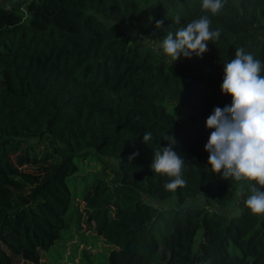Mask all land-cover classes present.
Listing matches in <instances>:
<instances>
[{
    "label": "trees",
    "instance_id": "trees-1",
    "mask_svg": "<svg viewBox=\"0 0 264 264\" xmlns=\"http://www.w3.org/2000/svg\"><path fill=\"white\" fill-rule=\"evenodd\" d=\"M1 1L0 264L38 262L79 215L70 179L99 156L118 159L112 183L80 197L87 222L115 246L114 264H264V214L244 205L249 182L213 173L204 150L207 118L231 103L223 63L237 48L264 63V0H223L217 15L202 0ZM205 15L220 30L206 53L174 61L160 52L168 32ZM167 105L184 118L162 120ZM168 136L185 161L174 191L150 168ZM145 197L199 202L159 208ZM234 199L238 214L213 208Z\"/></svg>",
    "mask_w": 264,
    "mask_h": 264
},
{
    "label": "clouds",
    "instance_id": "clouds-1",
    "mask_svg": "<svg viewBox=\"0 0 264 264\" xmlns=\"http://www.w3.org/2000/svg\"><path fill=\"white\" fill-rule=\"evenodd\" d=\"M223 0H202L205 12L217 15L223 9ZM176 15L173 22L180 24ZM163 20L156 21L160 28ZM220 37V30L211 29L207 15L179 27L175 33L168 32L159 44L160 52L174 61L181 55L191 58L201 57L208 51V43ZM222 94L231 96L230 105L215 107L206 120L211 129L204 150L209 154L207 164L210 170L225 180L249 182V192L245 207L253 214H264V63L251 52L237 48L234 58L223 63ZM150 132L143 134V142L148 144ZM165 147L153 149L150 165L155 174L166 175V191H174L185 184L183 168L185 161L174 151L175 140L168 136ZM138 153H133L132 159Z\"/></svg>",
    "mask_w": 264,
    "mask_h": 264
},
{
    "label": "rangeland",
    "instance_id": "rangeland-1",
    "mask_svg": "<svg viewBox=\"0 0 264 264\" xmlns=\"http://www.w3.org/2000/svg\"><path fill=\"white\" fill-rule=\"evenodd\" d=\"M30 0H6L23 7ZM5 0L1 1L7 4ZM186 109L179 106L167 105L165 108H158L160 118L169 124H176L184 118ZM118 169V159L111 156L89 157L80 162V167L75 176L70 179L69 186L75 194L77 218H72L67 230L54 242L46 251H41L38 262L20 260L18 264H114L115 246L100 237L94 224L87 222L84 206L85 202L80 197L83 188L98 180H105L111 184L114 171ZM107 179V180H106ZM89 189H92L89 186ZM146 201L156 204L161 208L185 207L199 202V197L178 202L175 198L156 200L145 197ZM224 214L235 215L240 212L236 199L232 200L225 207H213Z\"/></svg>",
    "mask_w": 264,
    "mask_h": 264
}]
</instances>
